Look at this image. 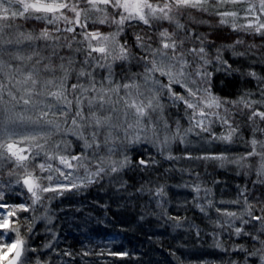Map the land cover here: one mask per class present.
Segmentation results:
<instances>
[{
    "label": "snow or ice",
    "instance_id": "6c2138e0",
    "mask_svg": "<svg viewBox=\"0 0 264 264\" xmlns=\"http://www.w3.org/2000/svg\"><path fill=\"white\" fill-rule=\"evenodd\" d=\"M237 4L247 5L243 9V17L236 10H221ZM192 10L217 16L220 25L229 26L233 31L264 37V0H0V55L10 58L9 61L0 59V160L9 159L16 169H23L15 184L22 185L31 198V205L9 204L4 191H0V264H28L26 254L37 251L36 248H29L22 238L18 213L30 211L42 200L41 193L62 195L87 188L99 182L103 176L118 174L132 164L126 153H122L119 160L113 159L117 151L115 144L119 139L114 131L123 130L130 145L151 141L160 148L161 154L177 140L181 144L187 143L189 134L211 133L213 140L232 143L239 126H233L227 106L242 105L241 111L250 110L247 119L254 125L253 137L247 142L251 150L233 160L223 154L204 155L197 159L220 161V166L234 163L251 168L250 164L243 165L242 162L256 157L257 179L253 183L264 185V140L257 139L255 135L257 132L264 135V127H260L264 123V111L254 107L257 104L264 107V99H250L253 95L251 92L236 100L214 93V72L209 67L215 63V72L225 74L238 69H233L223 58L221 48L216 49L215 56H210L207 45L211 41L207 36H195L199 47L184 48L185 40L192 39L193 33L181 22L182 19L187 16L192 23H207L196 20ZM92 13L96 14L95 18ZM18 19L36 20L46 26L38 33L25 31L22 25L16 23ZM238 19L246 22L238 24ZM165 23L172 26L171 29L163 27ZM97 24L112 30L105 33L99 28L89 27ZM140 25L149 31L141 29L134 32V43H130L127 30ZM180 32L185 33L183 38ZM60 33L69 35L61 36ZM62 40L64 43H61ZM36 41L52 42L47 45L52 47V53L46 57L35 47L28 54L21 50L22 46L32 45ZM73 42L82 46L74 51L86 54L81 67L77 70L76 61L63 56L60 57V64H54L52 57L57 55V49L66 47L72 50ZM242 43V40L235 41V44ZM13 45L15 49L11 51L6 47ZM228 47L234 49V45ZM133 48L140 50L139 56L133 53ZM246 54L233 51V55L237 56ZM65 59L67 63H64ZM133 62L142 63L143 72H133L128 79L117 80L115 67ZM96 69L106 73L99 80ZM58 71L60 75H56ZM73 74L76 82L70 83ZM157 74L166 78L167 82L157 78ZM247 75L264 83V77L257 76L254 71ZM177 86L183 91H178ZM259 90L261 97H264V87ZM165 91L173 107L184 106L189 126L182 129L177 121L173 131L164 120V136L160 139L157 121L153 120L152 114L159 113L158 120H163L165 104L162 97ZM5 96L9 100H5ZM18 107L20 111L16 110ZM29 112L35 115H29ZM217 121L227 129L219 136L212 133V125ZM149 131L152 137L146 135ZM101 135L103 140L100 139ZM57 136L60 139L53 141V137ZM50 142L51 147L46 149ZM25 143L28 148L21 147ZM74 147L82 150L74 153ZM32 149L37 151L32 153ZM102 149H106L107 155L101 154ZM41 153L44 161L35 163L29 170V162H35ZM186 158L192 159L191 156ZM166 159L177 157L169 154ZM138 164L147 166L144 159H140ZM36 169L48 175H36ZM81 169L84 173L82 176L79 174ZM14 174V170L8 173L9 176ZM44 180L48 181L46 186L42 183ZM3 187L0 184V188ZM191 189L196 194L193 197L194 206L207 215V209L214 207L213 201L206 199L211 195V190L202 189L200 184L192 185ZM201 191L205 194L207 207L199 203ZM16 194L23 195V191ZM155 195L164 197V188H157ZM239 197L244 198L243 211L238 213L215 207L218 216L224 219H217L213 224L217 228L230 229L236 237L244 236L258 242L261 248H255L254 243V251L245 249L243 245H237L233 251L246 253L244 264H249V258L257 256L260 264H264V239L260 237V233H264V215L254 214L252 209L255 206L248 200L246 189L240 191ZM239 197L229 203L240 205ZM261 211L264 212V207ZM164 214L167 215V212ZM167 218L175 221L177 227L180 226L179 217ZM51 219L47 217L49 223ZM237 221L240 226L236 225ZM252 221L260 225L257 234L244 228ZM44 247L51 249L52 243L48 242ZM216 247H222L219 241ZM63 254L71 255L67 251ZM112 255L123 258L128 254ZM36 264L46 262L37 258ZM251 264H255V260Z\"/></svg>",
    "mask_w": 264,
    "mask_h": 264
},
{
    "label": "trees",
    "instance_id": "16d2710c",
    "mask_svg": "<svg viewBox=\"0 0 264 264\" xmlns=\"http://www.w3.org/2000/svg\"><path fill=\"white\" fill-rule=\"evenodd\" d=\"M237 5H228L221 10H235ZM192 16L207 23H192L187 16L182 19L181 22L193 33L192 39L185 40L184 48L199 47L195 36H207L211 41L207 45L210 56H215L216 49L221 48L223 58L233 69H238L231 74L215 72L216 64L213 63L209 70L214 72V93L229 100H236L251 92L253 95L250 99H264L259 90L264 87V83L247 75L248 72L254 71L257 76L264 77V37L244 31H233L229 26L220 25L219 18L215 15L192 10ZM165 25L168 24L165 23L163 27ZM141 29L149 31L143 25L127 30L130 43H134L133 33ZM110 30L109 28L108 31ZM179 35L183 38L185 33L180 32ZM237 40H242L243 43L235 44ZM230 45H234V49L228 47ZM77 47L82 46L73 42L72 50L67 49V55L63 56L73 58L76 61L75 68L81 66L80 58L83 59V51H74ZM64 50L62 47L58 51L63 53ZM233 51L247 54L237 56L233 55ZM73 53L77 57L72 56ZM133 53L139 56L140 50L133 48ZM60 57L61 55L55 56L52 62L60 64ZM64 63H67V59ZM133 72H143L142 63L118 64L115 67V78L125 80ZM56 75H60V72ZM103 75V70L96 69L98 80ZM72 81L76 82L75 74L72 75L70 83ZM140 82L143 84L142 80ZM162 103L165 104V109L160 124L166 120L170 128L176 127L177 121L182 129L189 126L182 104L173 107L164 97ZM227 107L233 126H239V132L233 137L232 143L217 145L211 133H200L194 136L199 142V148L195 147L191 153L176 141L169 153L177 159H166L168 154L164 151L161 154V150L149 142L138 146L130 145L122 130L114 131V135L119 139L115 144L117 151L113 159L119 160L122 158L121 154L126 153L132 160L129 167L118 174L105 175L99 182L87 188L72 190L62 195L41 193L42 200L30 211L18 213L22 238L26 240L29 248L37 249L36 252L26 254L28 264H36L37 258L46 264H244L246 253L233 249L237 245H243L245 249L254 251L255 248H261V245L248 237H236L230 229L217 228L213 221L224 219L218 216L215 207L238 213L243 211L244 198L239 197V193L244 189L247 190L248 200L255 206L252 209L254 214L264 215L261 211L264 207V185L253 183L257 179L255 168L258 158L253 157L242 162L243 165L250 164L251 168L234 163L220 166V161L197 159L204 155L223 154L233 160L251 150L247 144L253 137L254 127L247 119L250 110L241 111L242 105L229 104ZM254 107L264 111V107L259 104ZM157 114L155 116L159 117L160 114ZM260 127H264V123H261ZM219 132L220 125H214L212 133ZM255 135L257 139L264 140V135L259 132ZM81 150L74 147L72 151L75 153ZM31 151L35 152L33 149ZM101 154L107 155L106 149H102ZM188 156L192 159L186 158ZM44 159L41 153L35 162H29V170H32L35 163L43 162ZM140 159H144L147 166L139 165ZM13 170L16 174L9 176L8 173ZM81 173L83 172L79 174ZM22 174L23 169H16L9 159L0 166V184L4 185L0 191H4L9 204L31 205L30 194L22 189V185L15 184L18 176ZM35 174L48 175L46 172L41 173L39 169L35 170ZM42 183L46 186L48 181L44 180ZM195 184H200L202 189L211 190V195L206 199H211L214 207L207 209V215L194 206L193 197L196 194L191 186ZM161 186L166 193L164 197L155 195L156 189ZM20 191H23V195L18 196L16 193ZM200 196L202 199L199 203L206 206L203 191ZM238 197L241 200L240 205L229 203ZM168 216L179 217L180 226L177 227L176 222L169 220ZM47 217L52 218L50 223ZM236 225L240 226L239 221ZM259 227L256 221L244 226L246 231L253 234H257ZM110 234H114L113 240L107 239ZM260 237L264 239V233H260ZM12 238H15L14 234ZM217 241L222 247H216ZM48 242L52 243L51 249L44 247ZM66 251L71 255L65 256L63 253ZM112 253L128 255L121 258ZM252 260H255V264H260L258 256L249 258V264Z\"/></svg>",
    "mask_w": 264,
    "mask_h": 264
},
{
    "label": "rangeland",
    "instance_id": "374dc122",
    "mask_svg": "<svg viewBox=\"0 0 264 264\" xmlns=\"http://www.w3.org/2000/svg\"><path fill=\"white\" fill-rule=\"evenodd\" d=\"M247 5L246 4H238L237 6H236V8H235V10L236 11H238L239 13H240V16L241 17H243L244 16V12H243V9L246 7ZM71 15V14H70ZM92 16H93V18H95V13H92L91 14ZM229 20H231V18H229ZM262 20H264V18H262ZM246 21L244 20V19H238L237 20V23H245ZM16 23L17 24H20V25H22L23 26V28H22V30H25V31H32V32H34V33H38L39 32V30L41 29V28H43V27H45L46 25L44 24V23H42V22H40V21H36V20H29V21H23V20H17L16 21ZM61 26H63V25H61ZM47 27H49V28H52V26L51 25H48ZM89 27L90 28H99L102 32H105V33H107V32H109L108 30H109V27L108 26H105V25H89ZM165 27H168V25H165ZM103 28H104V30H103ZM169 28V27H168ZM170 29H171V27H170ZM106 30V31H105ZM112 30V29H111ZM110 30V31H111ZM60 35L61 36H64V35H69V34H67V33H60ZM69 38H70V36H69ZM77 39H79V37H77ZM52 42H44V41H36V42H34L32 45H24V46H22V48H21V50L22 51H24L25 52V54H28L30 51H31V49L33 48V47H35V48H37V50H39L40 52H41V54L42 55H44V56H49L51 53H52V51H53V49H52V47H50V46H47V45H50ZM61 43H64V41L62 40L61 41ZM154 46H156L155 45V43H154ZM6 47H8V49L11 51V50H14L15 49V46L13 45V46H6ZM62 49V47L61 48H58L57 49V55H55V56H59V55H61V56H64L65 54L67 55V49L68 48H66V47H64V51H63V53H60L58 50H61ZM70 54H72V53H70ZM74 54V53H73ZM76 54H74V55H72V56H74V57H77V56H75ZM85 53L83 52L82 53V56H83V59H81L80 57V60H81V62L85 59ZM55 56H53L52 57V61H53V59H54V57ZM190 60L192 59V57L191 56H189L188 57ZM0 59H3V60H5V61H9V57L7 56V55H0ZM79 60V61H80ZM13 63H16L15 61H12ZM47 62V61H46ZM81 64V63H80ZM81 67V66H80ZM80 67H78V68H76L77 70L80 68ZM193 67H195V65H193ZM100 71H101V69H100ZM106 74V73H105ZM42 75H44V73H42ZM157 78H159V79H161L164 83H166L167 82V80H166V78H161V77H159L158 76V74H157ZM71 83H74V81H72ZM177 90H181V92L183 91L182 89H179L178 88V86H177ZM163 98V97H162ZM4 99L5 100H9V97H7V96H5L4 97ZM164 99H167V93H166V91H165V95H164ZM9 107H11V105L9 104L8 105ZM17 111H20L21 109L18 107L17 109H16ZM221 111V114L223 115V109H221L220 110ZM29 115H35V113L34 112H29L28 113ZM157 113H153L152 114V116H153V120L154 121H157V127H158V129H159V132H158V134H159V137H160V139H163V136H164V131H163V123L162 124H160V120H158V114H157V116H155ZM220 125V127H221V132H219V133H215V135H217V136H219V135H221V134H223V133H226V131H227V129H226V127L225 126H222L221 125V123L220 122H215L213 125H212V127L214 126V125ZM169 125V124H168ZM189 125V124H188ZM188 126H186V128H187ZM175 128L176 127H172V128H170L169 127V129L170 130H175ZM122 132H123V130H122ZM124 133V132H123ZM146 135H148L149 137H152V133H151V131H149L148 133H146ZM195 134H189V136L187 137V143H184V144H182V146L186 149V151L188 152V153H191V152H193L194 151V148L196 147V148H199V142L197 141V140H195ZM54 138V140L53 141H56V140H59L60 139V137L59 136H57V137H53ZM100 139H102L103 140V137H101ZM154 139V138H153ZM43 141H41V143H42ZM202 142V141H201ZM142 143L143 142H141V143H138V144H136V146H138V145H142ZM145 143H148V142H145ZM149 143H151L152 145H154L151 141H149ZM179 143V142H178ZM214 143H217V145H223L224 143H226V142H222V141H220V140H215V142ZM176 144V141L175 142H173L170 146H169V148L168 149H166V150H164V152H165V154H170L169 153V151H171V149L173 148V146ZM155 146H157V145H155ZM21 147H24V148H27V143H25V144H23V145H21ZM49 147H51V142H50V144L48 145V146H46V149L47 148H49ZM158 147V146H157ZM201 147H203L202 146V144H201ZM159 148V147H158ZM160 149V148H159ZM33 151H37L36 149H33ZM25 154H28V153H25ZM7 160L8 159H4V160H0V166L1 165H3L5 162H7ZM80 172H83V169H81L80 170ZM82 174H84V173H81L80 175L82 176ZM63 183H68L67 181H62ZM58 195V194H57ZM115 238V236H114V234H110V236H108L107 237V239H109V240H113Z\"/></svg>",
    "mask_w": 264,
    "mask_h": 264
}]
</instances>
